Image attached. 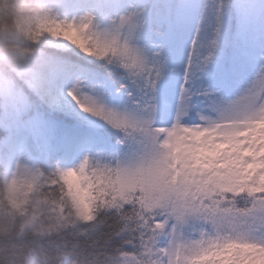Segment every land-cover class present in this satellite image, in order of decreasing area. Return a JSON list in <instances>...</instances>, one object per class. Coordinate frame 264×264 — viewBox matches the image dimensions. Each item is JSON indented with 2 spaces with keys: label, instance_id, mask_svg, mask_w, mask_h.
I'll return each mask as SVG.
<instances>
[{
  "label": "snow or ice",
  "instance_id": "snow-or-ice-1",
  "mask_svg": "<svg viewBox=\"0 0 264 264\" xmlns=\"http://www.w3.org/2000/svg\"><path fill=\"white\" fill-rule=\"evenodd\" d=\"M0 264H264V0H0Z\"/></svg>",
  "mask_w": 264,
  "mask_h": 264
}]
</instances>
